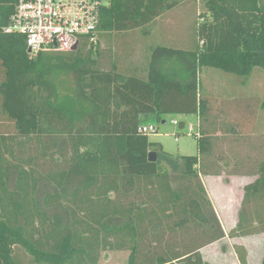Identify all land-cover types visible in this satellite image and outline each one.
<instances>
[{
    "label": "trees",
    "instance_id": "1",
    "mask_svg": "<svg viewBox=\"0 0 264 264\" xmlns=\"http://www.w3.org/2000/svg\"><path fill=\"white\" fill-rule=\"evenodd\" d=\"M199 1L193 47L151 45L142 67L114 58L118 37L150 34ZM15 9L0 0V264H22L16 247L40 264H99L107 250L130 251L127 264H206L201 248L264 231V141L240 130L264 99L201 90L204 67L264 71V0H108L77 50L37 53L25 34L6 31ZM57 71L74 74L73 90L60 91ZM168 113L198 116L196 155L140 132L150 115ZM231 134L258 148L246 156L257 176L244 187L245 218L226 233L203 178L240 172L236 157L214 152Z\"/></svg>",
    "mask_w": 264,
    "mask_h": 264
},
{
    "label": "rangeland",
    "instance_id": "2",
    "mask_svg": "<svg viewBox=\"0 0 264 264\" xmlns=\"http://www.w3.org/2000/svg\"><path fill=\"white\" fill-rule=\"evenodd\" d=\"M198 8L199 11L204 12L205 10L204 4L199 1L197 4L187 3L168 12L150 29V34L146 30H136L120 37L116 36L115 38L118 37L117 41L111 46L113 47L114 58L120 56L125 59V62L123 59L124 63L128 64V62H131L136 64L139 58L148 53L149 48L154 44L163 43L183 48L193 47L194 23L197 18ZM179 39H181L180 43H178ZM107 54L110 56L109 53ZM107 61L108 64L106 66L108 67L110 65L109 62H111L110 58ZM262 72L264 73L261 68L257 67L249 76H238L218 68L204 67L201 70V90L204 93H214L222 96L247 95L249 93L264 99V75ZM54 77L62 93L71 91L76 86L74 74L70 71H57ZM172 120L186 122L187 128L180 129L178 125L172 123ZM143 124L156 125L157 131L151 135V139L161 142L165 151L179 155H196L198 153V141L193 135L198 132V116L196 114L168 113L163 114L161 119H158L155 115H150L148 119L144 120ZM190 125L194 126V131L192 130V132L189 130ZM241 131L246 136L254 134V136L262 137L264 134V110L260 111L258 119L253 124H242ZM218 134H220L219 131ZM257 137H255V140ZM225 142L224 138L217 139L215 154L224 150L226 147ZM203 179L206 187L213 194V182H216L217 179L209 175ZM236 192L239 191L236 190ZM212 252L211 248L205 251L208 264L214 263ZM129 254L130 251L128 250H107L102 253L99 264H127Z\"/></svg>",
    "mask_w": 264,
    "mask_h": 264
},
{
    "label": "built area",
    "instance_id": "3",
    "mask_svg": "<svg viewBox=\"0 0 264 264\" xmlns=\"http://www.w3.org/2000/svg\"><path fill=\"white\" fill-rule=\"evenodd\" d=\"M106 3L108 0H16L15 13L6 31L25 34L31 53L71 50L83 37L96 32L101 7ZM172 123L179 127V121ZM189 130L194 131V126L190 125ZM156 131L154 124L140 127V132L148 135Z\"/></svg>",
    "mask_w": 264,
    "mask_h": 264
},
{
    "label": "crops",
    "instance_id": "4",
    "mask_svg": "<svg viewBox=\"0 0 264 264\" xmlns=\"http://www.w3.org/2000/svg\"><path fill=\"white\" fill-rule=\"evenodd\" d=\"M149 35V34H148ZM181 42V39L178 40V43ZM150 57V48L148 53L144 54L139 61L135 64L138 67H142L143 64L148 62ZM254 71V70H253ZM264 75V73L262 72ZM214 94V93H213ZM244 94V93H243ZM249 94V93H247ZM220 95V94H215ZM264 110V109H263ZM242 130V126L240 127ZM246 136V135H245ZM251 137V136H246ZM257 137V136H254ZM264 141V136H262ZM242 139H245L242 137ZM226 147L223 152L228 154L230 157H236L241 165L240 172L232 175H227L223 172L222 175H209L216 178V182H213V194L208 190L209 196L213 202V205L217 211V214L223 224V227L228 233L233 227L237 225L241 217L245 218L243 213V199L245 190L244 187L246 184L254 181L257 176V173L251 171L249 168L250 165L247 162V154H255L258 150L257 147L247 145L244 140L238 139L233 136V134L228 135L227 139H224ZM219 151V152H222ZM263 155V153H262ZM252 165V164H251ZM206 178V176H205ZM237 182V183H236ZM235 183V185H234ZM234 188V190H233ZM238 190L239 192H236ZM240 193V195H239ZM239 203V204H238ZM264 231L255 234L242 235V236H229L228 234L203 248H201L202 256L206 262L207 258L205 255L206 249H212V255L214 263L212 264H241L238 253L237 246H243L247 252V262L248 264H263L264 262ZM214 249V250H213ZM218 249V251H216ZM16 253L22 262V264H40L36 261L34 257L29 255L25 250L16 247Z\"/></svg>",
    "mask_w": 264,
    "mask_h": 264
},
{
    "label": "water",
    "instance_id": "5",
    "mask_svg": "<svg viewBox=\"0 0 264 264\" xmlns=\"http://www.w3.org/2000/svg\"><path fill=\"white\" fill-rule=\"evenodd\" d=\"M77 49H78V45H75L71 50H77ZM28 51L31 52L32 49L29 48ZM164 123H166V121H164ZM185 127H186V122L181 121L179 123V128L180 129H185ZM157 160H158V154H157V152L156 151H150L149 152V161L155 162Z\"/></svg>",
    "mask_w": 264,
    "mask_h": 264
}]
</instances>
